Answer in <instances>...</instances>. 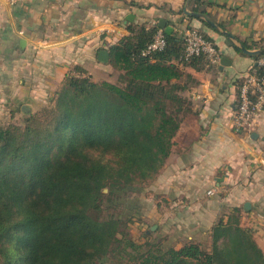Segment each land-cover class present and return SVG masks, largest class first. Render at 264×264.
I'll return each instance as SVG.
<instances>
[{
    "label": "trees",
    "instance_id": "16d2710c",
    "mask_svg": "<svg viewBox=\"0 0 264 264\" xmlns=\"http://www.w3.org/2000/svg\"><path fill=\"white\" fill-rule=\"evenodd\" d=\"M207 4L192 0L191 10L207 16ZM158 30L129 24L108 49L109 80L69 75L49 107L0 125V264H264L241 209L211 227L209 249L130 238L126 201L165 164L198 75L218 66L186 57L183 31L168 27L163 49L142 57Z\"/></svg>",
    "mask_w": 264,
    "mask_h": 264
},
{
    "label": "crops",
    "instance_id": "0c3cea01",
    "mask_svg": "<svg viewBox=\"0 0 264 264\" xmlns=\"http://www.w3.org/2000/svg\"><path fill=\"white\" fill-rule=\"evenodd\" d=\"M191 1L0 0V120L44 107L69 75L108 79L112 67L98 62V53L129 37L131 23L159 26L162 21L178 32L187 26L201 30L226 65L198 75L201 84L187 93L190 111L148 185L151 215L180 231L191 219L202 231L241 209V225L252 230L264 254V116L250 133L232 128L240 81L264 60L233 46L264 48V0H208L211 4L199 6L207 16L193 12ZM185 8L208 18L236 43L228 45L227 37L186 16ZM129 16L132 22H126Z\"/></svg>",
    "mask_w": 264,
    "mask_h": 264
},
{
    "label": "built area",
    "instance_id": "2783aa9c",
    "mask_svg": "<svg viewBox=\"0 0 264 264\" xmlns=\"http://www.w3.org/2000/svg\"><path fill=\"white\" fill-rule=\"evenodd\" d=\"M13 4L16 0H7ZM185 41V56L192 57L204 55L208 62L218 65L220 53L210 42L193 27L183 31ZM162 30H158L152 43L141 53L147 57L153 52L160 51L164 47ZM259 65L264 67V60ZM264 116V75L258 76L251 69L240 81L238 88V100L236 110L232 118V128L236 131L250 133L260 117Z\"/></svg>",
    "mask_w": 264,
    "mask_h": 264
},
{
    "label": "rangeland",
    "instance_id": "374dc122",
    "mask_svg": "<svg viewBox=\"0 0 264 264\" xmlns=\"http://www.w3.org/2000/svg\"><path fill=\"white\" fill-rule=\"evenodd\" d=\"M93 78L96 80L95 82H100L99 77L93 76ZM101 78L103 77L101 76ZM106 80H109V78ZM50 104L51 103H48L44 107L36 109L34 114L49 107ZM23 120L24 117L17 114L14 116L13 120H0V125H7L9 123L22 124ZM151 200L152 197L150 195L149 186H146L143 187L139 194L131 196V198L126 201L127 207L130 208L129 213L132 215V220L128 225V232L133 241L137 243L149 241V243L161 244L164 247L174 246L175 248H179L188 242H194L200 244L202 248L209 249L211 244L209 229L206 230L204 228L202 231H199L200 229L193 225L191 222L192 220L187 219L188 223L186 227L184 229L181 228V231L179 229L176 230L171 227L172 225L169 220L164 218L160 220L151 215ZM241 216H243L242 212H240V221ZM219 219L220 218H217L216 222ZM223 219L226 220V217ZM184 221L186 222V219H184ZM156 224L160 225V227L157 228ZM153 226H156V228L151 231V227ZM177 231H180V233ZM145 235H148V237H145Z\"/></svg>",
    "mask_w": 264,
    "mask_h": 264
},
{
    "label": "water",
    "instance_id": "95a60500",
    "mask_svg": "<svg viewBox=\"0 0 264 264\" xmlns=\"http://www.w3.org/2000/svg\"><path fill=\"white\" fill-rule=\"evenodd\" d=\"M184 14L186 16H189V17L198 18V19L202 20L203 22H205L207 25H209L212 28H214L215 30L221 32L225 37L228 38V41H227L228 45H230V44L235 42V39L229 33L225 32V31H220L218 26H216L212 21H210L205 16H203V15H201L199 13H191V12L187 11L186 8L184 9ZM132 21H133L132 16H129V17L126 18V22H132ZM159 28L160 29L164 28L162 21L159 24ZM236 44L238 45V48L241 50V52L244 53V54H247V55H258V54H263L264 53V48H261V49L255 50V51H248L242 45H240L239 43H236ZM97 60H98V62H100L102 64L108 63V61H109V52L106 51V50L99 51L98 56H97ZM219 64H220V66L226 65V58L225 57L221 58ZM249 207H250L249 203H245L244 204V209L245 210H249ZM155 228H156V226L151 227V231L154 230Z\"/></svg>",
    "mask_w": 264,
    "mask_h": 264
}]
</instances>
